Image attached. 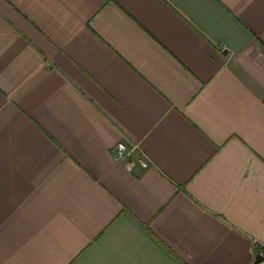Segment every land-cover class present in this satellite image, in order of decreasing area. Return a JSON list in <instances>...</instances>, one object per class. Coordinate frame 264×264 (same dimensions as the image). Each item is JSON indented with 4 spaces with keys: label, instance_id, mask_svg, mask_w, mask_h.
Wrapping results in <instances>:
<instances>
[{
    "label": "crops",
    "instance_id": "1",
    "mask_svg": "<svg viewBox=\"0 0 264 264\" xmlns=\"http://www.w3.org/2000/svg\"><path fill=\"white\" fill-rule=\"evenodd\" d=\"M257 254L264 0H0V264Z\"/></svg>",
    "mask_w": 264,
    "mask_h": 264
},
{
    "label": "built area",
    "instance_id": "2",
    "mask_svg": "<svg viewBox=\"0 0 264 264\" xmlns=\"http://www.w3.org/2000/svg\"><path fill=\"white\" fill-rule=\"evenodd\" d=\"M139 147L137 144L128 146L124 142H119L113 147L112 153L116 160L121 162L126 168L132 170L136 165H140L143 168L149 167V161L145 159L142 155L133 158L135 153L138 152Z\"/></svg>",
    "mask_w": 264,
    "mask_h": 264
},
{
    "label": "water",
    "instance_id": "3",
    "mask_svg": "<svg viewBox=\"0 0 264 264\" xmlns=\"http://www.w3.org/2000/svg\"><path fill=\"white\" fill-rule=\"evenodd\" d=\"M262 260H264V256L260 255V254H257L256 255V259H255V263H259L261 262Z\"/></svg>",
    "mask_w": 264,
    "mask_h": 264
}]
</instances>
